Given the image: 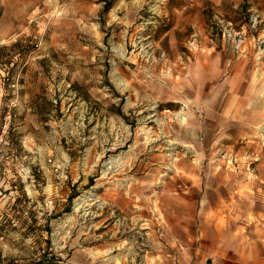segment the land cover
Wrapping results in <instances>:
<instances>
[{"label": "rangeland", "instance_id": "374dc122", "mask_svg": "<svg viewBox=\"0 0 264 264\" xmlns=\"http://www.w3.org/2000/svg\"><path fill=\"white\" fill-rule=\"evenodd\" d=\"M0 264H264V0H0Z\"/></svg>", "mask_w": 264, "mask_h": 264}, {"label": "trees", "instance_id": "16d2710c", "mask_svg": "<svg viewBox=\"0 0 264 264\" xmlns=\"http://www.w3.org/2000/svg\"><path fill=\"white\" fill-rule=\"evenodd\" d=\"M24 193L26 194V192L24 191Z\"/></svg>", "mask_w": 264, "mask_h": 264}]
</instances>
